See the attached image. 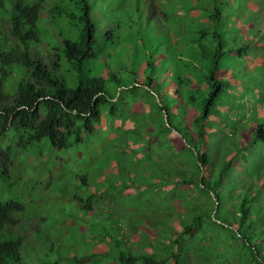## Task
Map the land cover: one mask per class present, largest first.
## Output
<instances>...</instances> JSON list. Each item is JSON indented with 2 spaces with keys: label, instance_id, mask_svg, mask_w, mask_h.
<instances>
[{
  "label": "trees",
  "instance_id": "trees-1",
  "mask_svg": "<svg viewBox=\"0 0 264 264\" xmlns=\"http://www.w3.org/2000/svg\"><path fill=\"white\" fill-rule=\"evenodd\" d=\"M15 146L51 156L61 174H41L58 190L70 154L119 162L71 175L60 215L43 193L0 200V264H264V0H0V183Z\"/></svg>",
  "mask_w": 264,
  "mask_h": 264
},
{
  "label": "rangeland",
  "instance_id": "rangeland-1",
  "mask_svg": "<svg viewBox=\"0 0 264 264\" xmlns=\"http://www.w3.org/2000/svg\"><path fill=\"white\" fill-rule=\"evenodd\" d=\"M31 3L36 2L37 0H29ZM66 2L69 4V0H66ZM49 3V2H47ZM58 15V13H57ZM60 16V14H59ZM61 21V26H64V21L63 19L60 20ZM48 35V31L47 30H43L42 31V37L43 38H47ZM163 50H165L166 52H168V47H164ZM132 52V51H131ZM130 52V55H131ZM129 55V57H130ZM135 57H130L129 59L123 61L122 63L124 64V62L126 64H130V70L132 71V75H134V69L139 68L140 67L138 65L139 62H141L143 60V58L141 57L137 62H134L133 60H135ZM164 65H172L171 61H165ZM17 71H15V73L13 75H11L8 78V81L6 83V87H9L6 89L7 93H9V95H12L15 93V87L14 84L17 81L18 78V73L20 72L19 68H16ZM121 71H125L121 70ZM167 88V87H165ZM120 90V89H119ZM143 90V89H142ZM169 91H172L171 86L168 87ZM128 91H124L123 94L127 93ZM120 91L117 92V95H119ZM144 92L139 93L138 96L143 95ZM123 100V98H122ZM128 101H130V99H127ZM122 106V105H121ZM140 107H143V104L140 103ZM124 136V135H122ZM116 140H120V139H116ZM121 141V140H120ZM119 141V144H120ZM123 148V146H121ZM119 148V150L122 151V148ZM82 150H84V148H82ZM123 150L130 156H126L125 159L128 160H133L135 159L133 156V149H131V147L127 146L125 149L123 148ZM30 152H33L34 149L29 150ZM26 154V151H22V149L20 147H13L12 150V155H11V160H8L10 163L9 166V173H13L12 175H7V179L3 180L0 183V200H6L8 198H10V196L12 195H16L17 197H19L22 200H36L38 198H40L41 194L43 193V198L44 199V207L47 210H52L53 207H55L53 204H57L59 206L58 210L56 211V214H61V208H63L65 205H62L63 202L61 200H65L64 196H69L72 194V192L76 189L74 186L71 185V183L69 182V179L71 177V175H76V179L78 182H80V178L83 175H87L88 176V180L90 181V183L93 182V180H95L96 178L98 179L100 177V173L99 175H97V171L99 169L102 168L103 165H107V167H109L111 164L109 162V160L114 159V161L117 163L119 162V159L114 155V152H112L111 149L107 148L106 150L99 152L97 155L100 157L99 160H94L91 163L89 162V157L90 154L88 153H84L83 155V159H86V161L80 159L79 155H75L74 154H70L67 160V163L69 165V168L67 170V172H64V175L66 176L67 182L66 185L64 187H62L61 189L58 190V186H57V182L58 180H54V181H50V176L47 179V181H49L48 183L44 181V177L41 174V168L42 167H47V168H51L53 170H55L56 168H58V172H55L53 174L56 175H60V169L59 167L56 166V163L53 162V159L51 158V156L49 157L48 160L46 159L47 153H45L43 155V153H40L39 156L37 157L36 154L34 153L33 155H29L28 160L24 159V155ZM43 155V156H41ZM6 157V156H5ZM57 157V153L55 154V161H59L60 158H56ZM148 161L150 160L149 157L146 158ZM124 161V160H123ZM82 163L83 165H80L78 163ZM124 163V162H123ZM181 165H184L183 163ZM21 167V168H18ZM22 167H27V168H23ZM29 168V169H28ZM131 169V167H129ZM149 170L152 172L151 167H149ZM135 172L132 171L131 169V176L134 175ZM22 174V175H21ZM21 175V177H20ZM29 175V178L27 179V176ZM63 175V174H62ZM102 178H105V175H101ZM115 179H112V183L119 184V177L118 176H114ZM145 178V172L142 178L140 179H132V186L136 189H138V185H141L140 182ZM60 179V177H59ZM127 179V178H126ZM14 181V184H11L10 182ZM154 184V183H153ZM94 187L98 188V184L94 183L93 185ZM134 188H132L134 190ZM135 189V190H136ZM132 190V194L134 195V197H138L139 194L141 193L140 191L137 193V191H133ZM90 188H85L84 191L81 194H84L86 196L89 195L90 192ZM59 192V193H58ZM180 192V191H179ZM182 192V191H181ZM185 192V191H183ZM185 195V194H183ZM188 196H190V194H187ZM158 197V201L162 200V196L160 194H157ZM176 197V194H173L170 196V198L174 199ZM133 196L128 197L126 200H132ZM172 205L177 207V212L181 213L183 212V207L180 205V203H177L175 200L172 201ZM150 212V208L149 206H147V202L146 200H143V203H141L140 208L137 212H135L133 219H139V217L142 216L143 213L145 212ZM147 212V213H148ZM127 212H124L122 214V217L124 218V220L127 222L128 221V216H127ZM170 212H169V207L168 206H163L160 208H158L157 210H155V215H154V222H153V227L157 228V227H161L163 225V227H166V219L170 218ZM100 217H103L102 215H100ZM98 221L100 220V218L98 217L97 219ZM177 221H175L176 223ZM65 224V223H63ZM66 225H64L63 229L62 226H54L52 228V236L54 238L58 237V232L63 233V231L66 230ZM140 230L139 232L141 233V229H143L144 227L142 225L139 226ZM124 228H128V225H126ZM147 229V228H146ZM152 235V239L153 240H158V233H156V230H152L151 232ZM77 233L74 234H68V235H64L62 236V244L60 245L62 247V249L64 248H70L73 251L79 249L78 246L76 245H69L68 242L70 240V237L72 238V240L74 241L76 239ZM135 240L140 241L141 238L139 236L135 237ZM87 246V245H86ZM88 248H90L89 246H87ZM150 248H148L149 250ZM103 259L99 260V262H97V264L101 263Z\"/></svg>",
  "mask_w": 264,
  "mask_h": 264
}]
</instances>
